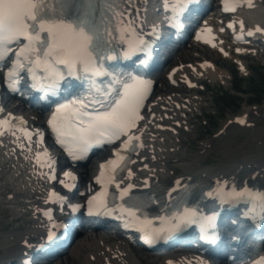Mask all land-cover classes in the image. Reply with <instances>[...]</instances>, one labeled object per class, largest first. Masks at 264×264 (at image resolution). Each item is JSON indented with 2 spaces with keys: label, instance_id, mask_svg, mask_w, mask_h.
Listing matches in <instances>:
<instances>
[{
  "label": "snow or ice",
  "instance_id": "1",
  "mask_svg": "<svg viewBox=\"0 0 264 264\" xmlns=\"http://www.w3.org/2000/svg\"><path fill=\"white\" fill-rule=\"evenodd\" d=\"M191 3L192 0H165V12L173 13L170 28L181 27L175 19ZM222 4L225 11H234L238 0H233L231 7L225 0ZM141 15V5L136 0H0V67L9 59V54L14 53L4 82L10 91L16 92L22 74L27 73L32 88L42 93V100L58 98L47 124L56 142L73 161L86 159L93 147L111 145L124 138L118 148H113L114 158L99 165L95 182L100 185V190L85 202L88 215L125 220L123 226H135L147 243L158 242L196 226L202 241L212 244L220 235L217 217L215 213L205 214L196 205L189 206L188 200L193 193L199 191L222 205L238 207L244 204L249 212L244 219L251 221L254 209H250L249 204H264V189H253L247 183L240 187L235 183L229 186L226 181L217 180L214 188L205 191L203 185L188 183L181 186V181L177 180L168 196L172 199V191L181 189L176 199L181 201L182 210L171 217L149 218L143 213V209L154 201L152 197L133 191L136 185L131 181L135 173L130 165L135 163L133 154L144 146L138 122L144 119L141 109L152 85L139 74V66L129 70L123 63L135 58L144 65L154 47L152 38H158L157 26L144 31ZM240 26L243 30L242 22ZM228 27L233 24L229 23ZM205 31L211 33L210 28ZM256 31L264 29L257 27ZM253 34L251 30L247 33L248 36ZM200 38L201 34L197 32V39ZM236 39L240 40L242 36ZM13 84L16 86L12 87ZM0 112H3L2 108ZM15 120L21 125L26 123L11 113L0 118V135L11 132L15 136L12 123ZM245 122L238 120L240 124ZM17 130L23 132L31 150L33 135L24 127ZM35 135L41 138L38 145L44 134L37 131ZM18 146L22 150L25 148L23 143ZM35 160L41 169H48L41 172V177L55 181L56 161L48 150L44 149L43 154L36 153ZM143 166L147 167L146 164ZM63 177L66 179L59 183L71 190L74 184L67 181L75 182L77 177L70 171L63 172ZM147 185L145 180L144 187ZM45 202L58 204L63 211L66 198L53 189ZM67 207L75 213L82 206L67 202ZM37 212L47 218L46 239L53 241L62 225L53 222L51 209L41 211L38 208ZM261 215L264 218V212ZM154 220L164 221L166 226L157 228ZM25 245L28 246L27 241ZM199 264L207 262L200 260ZM258 264H264V260Z\"/></svg>",
  "mask_w": 264,
  "mask_h": 264
},
{
  "label": "bare ground",
  "instance_id": "2",
  "mask_svg": "<svg viewBox=\"0 0 264 264\" xmlns=\"http://www.w3.org/2000/svg\"><path fill=\"white\" fill-rule=\"evenodd\" d=\"M252 16L264 22V8L255 11ZM181 53L187 56L183 48L178 50L174 55ZM225 77V73L217 71L214 67L211 72L204 74L200 78H208L211 82H223L225 81ZM161 88L164 89L163 85H161ZM172 98L177 100V102L184 107L182 110H176L174 105L168 101L171 113H179L180 119L176 120L183 122L182 124H184V126L193 127L190 122L192 113H195L203 106L204 98L197 93L177 94L172 96ZM12 105L13 104H10V107ZM11 109L13 110L14 107H11ZM26 114L29 115L31 112L26 111ZM242 114H248V121H246L248 130L252 131L258 128L264 129V106L246 108ZM157 119L161 118L159 117ZM233 119L234 117H229L225 120L221 126V130L224 129V133L216 134L204 140L200 145L199 153L197 152L198 154L193 156H190V154L184 150V145L182 146L183 138L179 135L171 136L166 132L153 130V133H156V135L146 138L147 145L149 146V151L144 153L146 162L142 164L139 163L137 166L149 165V169L141 173H150L153 176L155 175V180L158 179L154 185L153 191L156 193L159 200L164 186L169 182L167 175L170 174L171 171L176 172V175L179 174L178 177L186 179L195 178L196 180L207 179L211 181L226 180L238 185L251 182L252 174H258L254 182L257 181L264 187V152L263 147L259 145H255L253 149L249 150L254 152V154L247 152L249 156L244 155V157L240 158L238 155V158L232 156L227 159V161H221L213 166H206V156L211 148L215 143L223 141L229 131L236 127L235 123H230ZM32 122L34 125H42L38 122H34V120ZM151 125L153 126V124ZM256 144H259V141H256ZM8 150L9 147H7L6 150L0 148V212L4 210L10 212V218L7 220V224H15V226H17L11 231V234L18 240L20 245L22 241L32 240L39 236V230L36 229L39 224L36 221L32 222L29 219L31 215H26V212L28 210L31 212L30 207L40 202L42 184L34 183L24 163L21 160L14 159ZM87 167H91L92 170L91 165ZM91 170H89V172ZM80 171L83 175L89 173L86 167H82ZM8 195L10 196L8 197ZM19 226H21L20 229H18ZM1 231H3V229ZM1 231L0 235L7 237L4 231ZM99 236H103L102 232L95 238L90 239L86 237L80 239L73 249L71 247L64 255L50 261V264H66V262L67 264H74L75 262L77 263V261L83 264H94V259L92 260L93 256L94 258L100 257L97 260L98 264L102 263V259L104 258H111L116 264H146V258H149L151 261H157V263L154 262L153 264H164V261H160V257L162 256L160 253L148 254V252H137L130 254L129 248L123 241L105 246L100 244L102 240L99 241ZM104 236L108 237V234L106 233ZM3 240L7 244L5 248L7 247L8 250L9 248H14L15 252L10 255H2L0 257V264L2 262L7 263L12 261L18 254L16 249L17 246L15 247L14 244L6 238H3ZM86 253L88 255H86ZM82 254H84L83 259H81ZM220 264H223V262H220Z\"/></svg>",
  "mask_w": 264,
  "mask_h": 264
},
{
  "label": "rangeland",
  "instance_id": "3",
  "mask_svg": "<svg viewBox=\"0 0 264 264\" xmlns=\"http://www.w3.org/2000/svg\"><path fill=\"white\" fill-rule=\"evenodd\" d=\"M184 53H186V54L188 53L187 54V58L190 59V60H192L194 58H197V56L199 54L201 56L207 55L210 59L215 60V62L217 64H219L222 68H225L226 70H228V71H230L232 73V75H233V80H232L233 81V85H235V81L239 80V78L237 76H235L234 73H233L234 72L233 66L230 63H228L226 60L224 61V60L219 59V58H214L213 57V55H214L213 53L207 54L206 52H203L200 49L199 50H194V51H188V50L186 51L184 49ZM181 54H183V53H181ZM181 54H180V56H182ZM183 55H185V54H183ZM174 63H176V62H174ZM247 86H250V82L247 84ZM215 87L211 86L209 91L205 92L206 97L208 99L213 98L214 99V103L215 102L216 103L212 107L208 108V115L206 116V118H203L202 121H200L199 125L197 124L198 128H199V131L196 133L195 136H199V137H198V139L192 140V143H193L192 144L193 149L191 150L192 154H197V152H199L198 148H199L200 140L206 139L208 137H211L212 134H214L215 132H218V130L220 129V127H221V125L223 123V121H225V119L228 117V115L231 112H235V113L242 112L244 110V108L246 107V105H247L246 103H250V104H253V106H255L254 105L255 97H254V94H251V93H247V94L242 96L243 98L240 101H238V103H239L238 107H234L232 105V103H230L229 105H225L220 100V98L218 97V94L220 93L219 90H224V89L223 88H219L218 86L216 88ZM243 87H244V83H243ZM215 98L216 99L219 98L218 101H215ZM260 102H261V105H262L260 107H263L264 106L263 105L264 104V98ZM204 112H206V109L204 110ZM207 122H209V123L205 125V123H207ZM261 129H259L258 132H256L255 134H254V132H252L251 135L250 134H244L243 138L239 139L238 141H242V140H251L252 141V139H253L252 137H255V136L257 137L259 135V131ZM237 130L238 129L236 127L232 128L229 131V133L224 137V140L222 139L223 141L215 143V145L211 148V150L209 151V153L206 156L207 159H209V162L211 164L220 163L221 161H227V159L231 158L232 156L234 158L244 157V155H245V153L247 151H249V150L254 148L255 144L253 142H252L253 145L251 144V142H249V144L246 145V146H242V144H238V143L237 144L236 143H232L230 145L228 143H226L228 141V137L227 136H229L230 134H235V137H236V134L238 135L239 132ZM262 132H264V130ZM258 137H260L261 139H258ZM258 137H257V139L255 141H260L261 140L264 143V134L260 135ZM231 145H235L234 147L237 146V149L230 148V147H232ZM250 145H251V147H250ZM246 147H247L248 150L245 149ZM238 148L243 150V153ZM244 149H245V151H244ZM263 149H264V147H263ZM251 153L254 154V152H251ZM209 155H211V156H209ZM237 155H238V157H237ZM86 168H87V172H89V170H91V167H86ZM90 174L91 173H89L87 176H89ZM1 218L2 217L0 216V219ZM0 222H1V220H0ZM3 227H5V225H3ZM0 229L2 230V228H0ZM1 232H3V231H1ZM6 245L7 244L3 240V238H0V250L4 249L5 252H7V253L10 250L14 251L13 250L14 248H9V250L7 249V247L5 248ZM81 257H82L81 259H83L84 258V254H82ZM146 260L150 261L149 258H147ZM152 263H154V262H152ZM66 264H67V262H66ZM74 264H78V262L77 263L75 262Z\"/></svg>",
  "mask_w": 264,
  "mask_h": 264
},
{
  "label": "trees",
  "instance_id": "4",
  "mask_svg": "<svg viewBox=\"0 0 264 264\" xmlns=\"http://www.w3.org/2000/svg\"><path fill=\"white\" fill-rule=\"evenodd\" d=\"M256 83H257L256 80L252 79V85H251V88H250L252 91L255 90V87L257 86ZM258 84H260V83H258ZM260 87L263 88V89H261L260 91H263V90H264V80H262V83H261ZM256 90H257V89H256ZM257 91H258V90H257ZM257 91H256V92H257ZM259 99H260V97H257V100H259Z\"/></svg>",
  "mask_w": 264,
  "mask_h": 264
}]
</instances>
